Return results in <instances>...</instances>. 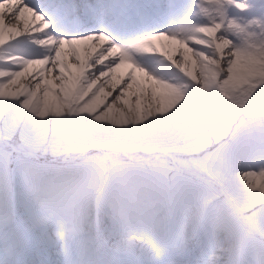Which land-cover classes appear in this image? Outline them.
Wrapping results in <instances>:
<instances>
[{
    "label": "snow or ice",
    "instance_id": "obj_1",
    "mask_svg": "<svg viewBox=\"0 0 264 264\" xmlns=\"http://www.w3.org/2000/svg\"><path fill=\"white\" fill-rule=\"evenodd\" d=\"M0 264H264V0H0Z\"/></svg>",
    "mask_w": 264,
    "mask_h": 264
},
{
    "label": "bare ground",
    "instance_id": "obj_2",
    "mask_svg": "<svg viewBox=\"0 0 264 264\" xmlns=\"http://www.w3.org/2000/svg\"><path fill=\"white\" fill-rule=\"evenodd\" d=\"M27 19H28L29 22H31V17H30V16H28ZM19 23H20V27H21V29L23 30V21H21V22H19ZM6 40H7V36H6ZM9 42H10V41H9ZM162 43H163L164 45H169V44H168V41H163Z\"/></svg>",
    "mask_w": 264,
    "mask_h": 264
}]
</instances>
